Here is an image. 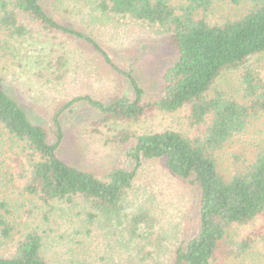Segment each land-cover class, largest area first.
Masks as SVG:
<instances>
[{"label":"trees","instance_id":"16d2710c","mask_svg":"<svg viewBox=\"0 0 264 264\" xmlns=\"http://www.w3.org/2000/svg\"><path fill=\"white\" fill-rule=\"evenodd\" d=\"M42 1L0 0V30L14 39L37 36L74 39L89 46L104 64L117 70L95 39L60 25L44 11ZM217 1L250 5L234 19L211 24L208 17L212 0H92L94 11L102 16L129 18L167 35L176 57L163 75L162 95L158 99L144 100L142 89L127 77L132 101L123 99L103 104L80 97L67 105L85 101L101 115L97 126L135 123L155 113L186 110L189 126L195 127L210 116L204 134L193 138L172 130L116 131L109 141L132 143L126 154L133 169L116 170L107 180L70 167L59 159L61 132L57 120H54L57 141L51 144L45 130L33 124L5 91L0 74V141L6 144L7 139L24 154L27 166L24 192L36 197L46 209L45 221L57 211L63 213L81 207L78 226L85 227L86 233L79 231L78 235L88 249L87 254L92 247L84 240L85 235L97 230L104 236L119 239L117 248L121 249L119 255L123 261L165 264L158 257L163 238L155 218L143 209L126 213L123 207L138 168L143 161L156 159H165L170 172L181 179L193 177L191 183L198 184L201 190L199 234L178 247L168 264H228L250 253L257 238L264 241V147L256 151L251 161L236 167L229 177L221 174L217 159L224 146L241 134L252 119L264 116V64L246 67L251 59L264 54V3L262 0ZM65 62L63 54L50 61L44 73L50 78L48 81L64 80ZM238 70H242L238 99L213 90L223 73ZM3 178L12 181L8 172H4ZM8 207L7 202H0V244L12 242L13 247L7 254L0 253V264H53L44 249L43 236L36 229L14 238ZM254 220L261 224L248 237L238 241L228 236L232 225ZM71 226L77 224L71 222ZM112 239H108L109 245ZM258 264H264V258Z\"/></svg>","mask_w":264,"mask_h":264},{"label":"rangeland","instance_id":"374dc122","mask_svg":"<svg viewBox=\"0 0 264 264\" xmlns=\"http://www.w3.org/2000/svg\"><path fill=\"white\" fill-rule=\"evenodd\" d=\"M212 2L208 17L211 24L234 19L245 13L250 5ZM41 5L60 25L72 27L95 39L121 72L104 64L89 46L74 39L56 36L14 39L0 30V74L5 91L33 124L45 130L51 144L57 141L54 121L57 120L61 132L57 156L65 164L107 180L116 170L133 169V163L126 154L132 143L109 141V137L118 130L137 133L172 130L189 138L204 134L210 116L201 125L191 127L186 110L155 113L139 122L102 127L97 126L100 113L85 101L67 105L80 97H89L103 104L123 99L132 101L127 77L142 89L144 100L158 99L162 95L163 75L174 63L176 54L167 35L129 18L102 16L94 11L92 0H43ZM62 54L66 59L64 80L50 82L44 73L50 67V61ZM262 64L264 54L251 59L246 67ZM241 73L242 70L223 73L213 90L238 99ZM1 135L0 129V139ZM5 141L6 144L0 141V202L9 204L11 214L8 218L12 222L15 239L36 229L43 236L44 249L53 264H90L95 260L98 264H130L119 255V239L104 236L97 230L85 235L84 240L92 247L87 254L88 249L81 244L78 235L79 231L86 233L85 227L78 226L81 207L63 213L57 211L45 221L43 214L46 209L36 197L24 192L27 172L24 154L18 145ZM261 147H264V116L252 119L245 130L218 153L219 171L229 177L236 167L251 161ZM4 172H8L12 181L4 180ZM192 179L184 180L173 175L165 159L143 161L125 196L123 207L126 213L143 209L155 218L156 228L163 238L158 252L162 263H170L176 249L199 234L201 190L198 184L191 183ZM71 222L77 226L72 227ZM260 224L259 220L234 224L228 228V236L232 240H242L256 231ZM108 239L113 240L111 245ZM12 247V242L0 244V253H9ZM263 258L264 241L257 238L250 253L228 264H258Z\"/></svg>","mask_w":264,"mask_h":264}]
</instances>
